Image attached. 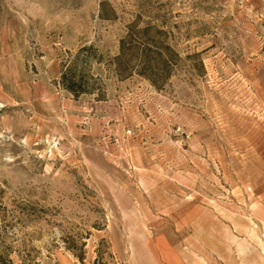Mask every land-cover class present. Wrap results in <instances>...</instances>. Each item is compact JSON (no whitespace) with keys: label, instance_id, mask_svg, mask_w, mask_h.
<instances>
[{"label":"rangeland","instance_id":"1","mask_svg":"<svg viewBox=\"0 0 264 264\" xmlns=\"http://www.w3.org/2000/svg\"><path fill=\"white\" fill-rule=\"evenodd\" d=\"M134 24L162 89L114 72ZM85 46L101 98L61 82ZM0 254L264 264V0H0Z\"/></svg>","mask_w":264,"mask_h":264},{"label":"trees","instance_id":"2","mask_svg":"<svg viewBox=\"0 0 264 264\" xmlns=\"http://www.w3.org/2000/svg\"><path fill=\"white\" fill-rule=\"evenodd\" d=\"M166 39V33L156 27L147 26L140 29L136 24L130 26L128 34L121 40L119 54L112 60L115 74L120 79L138 75L151 82L157 89H162L171 77L179 58ZM92 49L87 46L81 48L64 65L62 85L76 97L91 94H97L99 98L104 96L101 80L88 73L87 66L84 65V62L88 63L90 60ZM78 258L83 263V256L79 255ZM0 264L14 263L8 255L0 254ZM94 264L105 263L99 257Z\"/></svg>","mask_w":264,"mask_h":264}]
</instances>
